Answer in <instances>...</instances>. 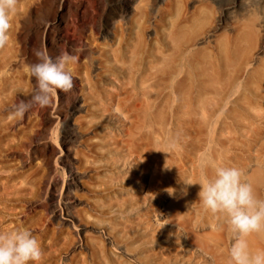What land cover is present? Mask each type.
<instances>
[{
	"label": "rangeland",
	"instance_id": "1",
	"mask_svg": "<svg viewBox=\"0 0 264 264\" xmlns=\"http://www.w3.org/2000/svg\"><path fill=\"white\" fill-rule=\"evenodd\" d=\"M97 2L82 0L80 21L74 27L66 25L59 29L62 35L61 43L60 48H56L60 50L59 56L68 53L77 57L76 62L69 67L73 81L77 82L80 90L76 97L82 106L78 112L73 111L68 115L69 125L76 129L77 125L82 123L88 128L76 132L74 142L71 141L65 148L62 144L64 121L54 111L58 105V92L56 103L54 100L49 107V117L52 121L46 136L53 149H44L41 144L44 138H37L36 135L42 121L41 107L34 104L22 119L10 118L16 105L20 102L28 103L31 99L34 78L28 72L32 63L29 54L37 49L47 52L55 50L50 44L53 37L45 36L39 29V26L44 27L49 17V13L42 9L32 16L27 32H23L24 35L18 39L13 36L11 45L0 49V116L3 114L2 118L5 120H0V155L6 150L5 143L30 145L37 147L36 152L40 153V150L43 155H50L49 180L45 181L42 198L47 201L50 209H54L53 226L63 232V243L64 239H69V243L64 247L61 236L57 238L59 241L55 239L58 243L54 246L61 243V246H58L60 255L57 259H48L49 261H57V264H80L70 257L69 253L72 251L77 256L82 253V258L89 261L90 252L85 238L92 236L107 242L106 250L109 253L121 255L127 261L130 255L137 253L157 261L156 255L161 257L167 246H170L171 252L167 259L163 260V264H206L209 258L199 246L205 241V238L201 237L203 234L211 231V235H222L227 244L230 245L231 241L227 232L219 228V221L201 206L198 200L200 186L196 183L202 181L205 176L212 175L217 165L242 168L249 180L253 168H256L252 162L253 158L260 156L259 153L263 155V148L260 150V146H256L259 143L248 141L246 123L237 125L231 119L234 118L231 102L235 100L238 91H247L246 83L243 82L247 81L246 71L241 72L245 74L243 77L240 73L233 75L230 58L235 61L240 54L226 41L234 37L235 18L245 11H249L248 18H255V26H258L255 27L256 33L259 30L257 35H261V39L264 38V0H134L132 7L120 14L123 17L120 22L123 29L119 40L108 38L109 44L122 42L121 53L126 63L123 79L117 78L113 72L107 73L106 70L92 74L91 78L83 75V65L87 62L84 50L90 45L95 33L92 16L100 11ZM62 4L63 0H58L56 9H60ZM104 4L108 9L115 5L114 0H104ZM74 5L75 2L70 0L69 14ZM216 17H220L217 24L214 23ZM116 19L118 20V17ZM182 21H185L192 31L200 30L202 35L210 30L205 40L198 43L195 49L199 53L204 51L208 54L209 64L205 68L213 61L218 66L219 73L215 92H220V99L209 95L205 103L190 115H186L184 107L175 101L173 84L180 76L175 77L176 79L168 77L170 59L173 57L171 36L174 26ZM36 27L39 29V36L35 38L33 34ZM246 46L249 47L248 41ZM257 53L258 57H264V50ZM33 59L35 61L34 57L31 60ZM7 61L13 63L10 72L7 71ZM151 65L154 66L158 79L157 83L155 81L157 118L152 155L144 144L139 151L132 146L128 150L129 145L100 149L103 138L98 140L102 135L109 134L110 138L123 137L131 122H135L138 114L143 111L144 97L141 93H145ZM181 71L180 66L178 72ZM236 77L241 78L240 82ZM243 83L245 88L243 86L239 89V85L242 86ZM97 131H102V135ZM139 131L144 132L145 129L140 128ZM176 134H179V142L174 149H169L168 140ZM10 139H16V142L12 143ZM90 140L92 144L88 143ZM87 143L91 148L94 145L99 146L97 149L96 146L93 149L89 147V159L91 157L90 160H94L93 163L89 161L90 164H87L82 156H75L77 149L87 152ZM67 154L70 155L68 158L65 156ZM23 155L28 164L24 165L20 172L28 173L35 168L39 169L41 159L32 157L29 149L24 151ZM9 171L3 169L0 173L6 175ZM74 176L78 177L79 181H74L75 188L70 185L67 191L65 186ZM182 180L194 184L187 186L186 195L182 192L185 187ZM169 188L174 189V194H169ZM123 196L130 202H124ZM65 211L77 217V220L68 221V217L63 215ZM84 212L91 215L88 217L90 220L78 216ZM0 215L12 217L4 212H0ZM125 221L128 222L126 225ZM108 223H113L115 227L119 224L121 227H134L130 233L133 237L132 244L130 247L128 245L129 250L126 251L129 256L123 253L124 245H114L109 241ZM178 223L183 224L184 229L179 227ZM214 228L219 229L212 231ZM191 232L195 237L191 236ZM252 236L256 238L252 237V244L247 238L251 250L264 249V238L258 234Z\"/></svg>",
	"mask_w": 264,
	"mask_h": 264
},
{
	"label": "bare ground",
	"instance_id": "2",
	"mask_svg": "<svg viewBox=\"0 0 264 264\" xmlns=\"http://www.w3.org/2000/svg\"><path fill=\"white\" fill-rule=\"evenodd\" d=\"M57 1L58 0H18L16 12L10 17L11 27L9 30L10 39L8 44L11 45L10 43L12 42L13 36L14 38L16 37L15 39H18V37L22 36L24 31L27 32L26 29L30 26V20L32 16L38 14L43 9L49 13V17L45 22L44 27L39 26V29L43 31L45 36L53 37L50 44L52 47H54L55 50L53 52L49 51L48 54L53 58V60H55L59 56L58 53L60 50L58 51L56 48L59 47V44L61 43L60 37L62 36L59 29L66 25H70L72 27L76 26L75 24L80 21V10L82 3V0H72L73 2H75V5L73 7V11L71 12V14H69L68 4L70 0H63L61 8L58 10L55 6L57 4ZM97 1L100 11L96 12L95 15L92 16V23H94L95 33L91 38L92 41L90 45L84 50V58L87 60V62L85 63V66L83 65V75L84 77H90L92 76V74L98 73V71L99 73H101L106 70L107 73L110 72V74H112L113 72V74L115 73L117 78L123 79L126 63L121 53L122 42H113L112 44H109L108 38L114 37L115 41L119 40L123 29V25L120 24L123 17L120 14H122L125 9L132 7V5L134 4V0H114L115 5L110 9L106 7L107 5L104 4V0ZM248 14L249 11H245L239 17L235 18L236 22L234 23H236V26L234 27V37L228 38L226 41V43L231 44L232 47L240 54L237 56L235 61H233L229 57L231 61L230 66L234 70L233 75L240 73V75H242L241 77H243L245 74L243 75L241 72L246 71L245 80L247 81H243L244 83H246V88L244 86V83L242 86L239 85V89L243 88L244 86L247 91L245 92L244 89H241L243 91H240V93L238 91V95L236 96L235 100L231 102V107H233L232 112L234 114V118L232 117L231 119H233L234 124L237 125L246 123L247 132L249 133L248 141H252L254 144L259 143V145L256 146H260L258 147L260 150L261 147L263 148V151L261 150V152H263V155L259 153L260 150H258L257 153H259L260 156L256 155L252 160L256 168L255 170L253 168L252 175L251 178H249V181L256 189L258 195L264 198V57H258L257 53L260 50H264V38L261 39L260 37L262 36L257 35L259 30L257 28L258 31L256 33L255 27L258 26H255V24H257L254 21L255 18H248ZM116 17H118V20H115ZM214 20V23L217 24L218 22H220V17H216ZM253 21L254 24H252ZM37 28L38 27H36L35 31L33 30V37L35 38L39 36V29ZM189 29L190 28L186 25L185 21H182L181 23H178L176 24V26H174V31L171 36V48L173 51V57L170 59V66L168 71V77L171 79L180 76L174 82L173 86L175 88H173V90L174 94L176 95V103L184 107L183 110L186 115H190L192 112L197 110V108L203 105L206 99H208L209 95H212L213 98L218 97L220 99L218 95V93L220 92H215L216 86L219 83L218 66L213 61H211V65L208 68H205L209 64V61H207L208 54H206V52L204 51L199 53L195 49L198 43L205 40L210 30H208V32H204V34L202 35L200 33V30L192 31L190 29L189 31ZM54 37H57L58 39L54 40ZM100 41H102V43H100ZM247 41L249 47L246 46ZM242 42H244L245 44ZM243 44L245 46H243ZM243 47L246 48L244 49ZM33 57L35 58V61L34 59L31 60ZM29 58L32 63L36 62L34 51L29 54ZM180 66L182 67V71L178 72V68ZM153 67V65L149 67L147 79L148 83L146 84L145 93H141L142 97H144L143 111L138 114L135 122H131L130 127L125 130V135L123 137L114 136L110 138L109 134L102 135V131H97L102 135V137H100L101 139L99 138L100 140L98 141H101L103 138L101 144L99 145L100 149L101 147L105 149L107 146H114L115 148H118L120 145L125 147L129 145L128 150H130V146H132L135 150L139 151L142 147L141 145L144 144L145 147L148 148L150 155H152L155 144V126L157 118V98L155 95V88L158 80L156 79V74ZM12 68V61H7V71H12ZM85 79L86 78H84V80ZM238 79L237 81L240 82L241 78L239 80ZM73 83L74 87L70 92L64 93L62 91H58V105L54 110L58 117L63 118L64 121V124L62 123L64 125V131H62V144L65 146V148L68 147V143H70L71 141L74 142L73 139H76L74 137L76 132H80L88 128L86 124L82 123L78 124L76 129L71 128L69 125L70 121L68 120V115L73 111L78 112L79 108L82 106L80 104V101H78V97H76V93L78 91L80 92L77 82L73 81ZM81 99L86 100L85 97H81ZM49 107L40 108L42 110V121L39 132L37 134L35 133L37 135V138H44V141H41L44 149H47L49 147L53 149L52 143L50 144V142L46 140L49 126L52 121H50L49 117ZM2 116L3 114L0 116V120L3 119ZM5 126H8V122L5 123ZM100 127L98 128L100 129ZM140 128H144L145 131H139ZM105 139L107 140V142H104ZM13 141L16 142V139H14ZM88 143H91V140ZM88 143L85 146L87 152L85 153L84 151L77 149L75 150V156H82L84 161H86L87 164H90L89 161H91V157L89 159L88 152H90L91 149L95 148L96 145L91 148V145ZM38 144L39 143H37V145ZM99 146H96V149ZM4 147H6V150L2 154V156L0 155V170L9 169L10 171L9 173L7 172L8 174L6 175H2V173H0V200L5 201L4 203L0 202V212L7 213L12 217L6 218L0 215V231L15 230L17 228L30 229L39 240L44 251V256L41 264H57L56 260V262H54L49 261L48 259H57V256L60 255L58 246H61V243L60 245L58 244V246H54V244L56 245L58 243L59 239L57 238L60 237L63 232L61 230H58L57 227L53 226L52 214L54 213V209H50L48 207L47 201L42 198L45 181L49 180L48 176L50 155L47 153V155H43L40 150H38L40 152L38 153L36 152L37 147H30V145H13L5 143ZM27 149H29L32 157H34L35 159H41V165L39 169L35 168L34 171L31 170L28 173H26L25 171L20 172V169H22L24 165L28 164L27 158H25L23 155V152L27 151ZM255 150H257V148ZM65 156H67L68 158V156L70 155L67 154ZM91 162L93 163L94 160ZM29 166L31 165L29 164ZM74 181L78 182L79 178L75 176L70 178V181L65 186L67 191L70 185L75 184ZM108 199L110 200V198ZM122 199L124 202H130L127 197L124 198L123 196ZM87 212H84L83 215L78 216L82 219H84V217L88 218L91 215ZM63 215L65 217H68L66 219L70 222H72V220H77V217L75 218L69 212L65 211ZM127 221H125L124 225L128 223ZM179 224L180 223H178V226L184 229L183 224ZM109 225L110 223L107 224V226ZM115 226L112 223V225H110L109 227V241L114 245H124L123 253L126 255V251L128 252L129 250L128 245L130 247V245L132 244L131 242L133 240V237L130 236V233L131 230L134 229V227H121L120 224L119 226L117 225V227L120 228H117ZM218 229L219 228H214L212 231H218ZM188 234L190 235V233ZM191 236L195 237L193 232H191ZM201 237H204L205 241L199 246L202 248L206 257L209 258L206 264H226L228 248L230 247V245L227 244L223 236L219 234L211 235V231H209L203 234ZM252 237L254 236L250 235L248 237L251 244ZM260 237L264 238V235H260ZM61 238L62 240H60L63 243L64 237L61 236ZM55 239L58 240L57 243L55 242ZM254 239L256 238L254 237ZM68 243L69 239H64V247H66ZM85 243L87 244L86 246L89 247V261L88 259L82 258V253L78 256L75 255L74 251L69 253L72 260L78 261V263L80 264H163V260L167 259V256L171 252L170 246H167V249H165V252L161 254V257L156 255V260L159 262L149 260L143 256H140L138 253L130 256L127 254L130 257L127 261L124 260L121 255H116L112 252L109 253V251L106 250V245L108 243L105 241H101L96 237L89 236L85 238ZM252 250L255 251V249Z\"/></svg>",
	"mask_w": 264,
	"mask_h": 264
},
{
	"label": "clouds",
	"instance_id": "3",
	"mask_svg": "<svg viewBox=\"0 0 264 264\" xmlns=\"http://www.w3.org/2000/svg\"><path fill=\"white\" fill-rule=\"evenodd\" d=\"M17 4L18 0H0V49L9 42L10 17L16 12ZM34 55L36 62L28 68L34 78L31 99L16 105L11 119H22L34 104L41 108L51 106L58 91L68 93L74 87L69 66L77 57L62 53L53 60L44 49L35 50ZM179 138V134L170 137L168 148L174 149ZM182 182L185 186L182 192L186 195L187 186L194 184L188 180ZM196 184L200 186L201 206L219 221V228L227 232L231 241L226 264H264V249L251 250L247 239L252 234L264 235V198L247 179L245 170L217 165L212 175ZM167 191L174 194V189ZM43 256L41 244L30 229L0 231V264H41Z\"/></svg>",
	"mask_w": 264,
	"mask_h": 264
}]
</instances>
